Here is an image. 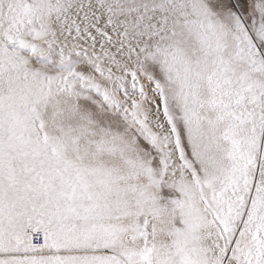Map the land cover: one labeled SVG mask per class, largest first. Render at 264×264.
<instances>
[{
    "label": "snow or ice",
    "instance_id": "obj_1",
    "mask_svg": "<svg viewBox=\"0 0 264 264\" xmlns=\"http://www.w3.org/2000/svg\"><path fill=\"white\" fill-rule=\"evenodd\" d=\"M0 264H264V0H0Z\"/></svg>",
    "mask_w": 264,
    "mask_h": 264
}]
</instances>
